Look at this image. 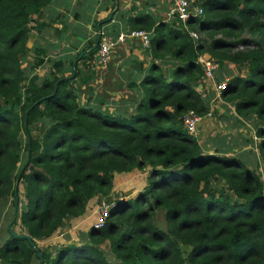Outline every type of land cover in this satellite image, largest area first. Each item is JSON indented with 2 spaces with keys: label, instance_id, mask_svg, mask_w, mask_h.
<instances>
[{
  "label": "trees",
  "instance_id": "16d2710c",
  "mask_svg": "<svg viewBox=\"0 0 264 264\" xmlns=\"http://www.w3.org/2000/svg\"><path fill=\"white\" fill-rule=\"evenodd\" d=\"M50 1L0 0V202L11 199L12 225L20 183L24 200V234L5 228L0 264H264L260 175L235 157L202 152L182 125L187 111H207L193 91L203 77L200 54L219 69H244V77L226 81L220 98L237 117L256 121L264 179V0H194L202 15L186 26L203 36L195 45L179 22L130 18L129 31L151 33L152 57H169L176 67L164 77L149 66L139 100L118 114L79 105L73 79L55 75L59 63L41 82L26 74L42 63L33 55L25 61L26 43ZM132 170H147L145 187L131 201L114 200L105 225L87 231L86 243L55 247L54 255L37 247L85 213L91 199L110 202L113 175ZM211 181L222 182L220 189ZM156 212L162 229L153 223ZM104 241L105 252L96 247Z\"/></svg>",
  "mask_w": 264,
  "mask_h": 264
},
{
  "label": "crops",
  "instance_id": "0c3cea01",
  "mask_svg": "<svg viewBox=\"0 0 264 264\" xmlns=\"http://www.w3.org/2000/svg\"><path fill=\"white\" fill-rule=\"evenodd\" d=\"M168 7V0H51L44 9L40 10L39 15L34 17L36 22H32L31 38L27 44L40 45L45 39L52 38V32L54 37L57 36V42L62 40L60 45L57 43L53 49L57 51L55 61H65L61 67V71H64L67 69L65 65L73 53L77 51L89 53L92 47H95L99 37L115 40L118 34L129 31L128 20L130 18L146 16L149 17L154 26L170 24L166 17ZM152 30L150 29L149 32H152ZM146 34L150 35L151 33ZM201 56L205 57V54ZM110 57L112 59L111 71L118 81L124 83V93L118 100L111 99V103L103 101V106L107 104L111 111L105 109L106 107H104L105 110H102L103 108L99 109L96 103L91 105L89 103L90 99H87L83 105L93 110L112 114L132 110L141 93V90L138 89V83L147 74L149 66L155 64L164 73V77H167L171 70L176 67V62L169 57L165 56L159 60L153 58L149 51V44L147 48H144L138 38L117 43L111 49ZM45 59L46 57L43 59V64L41 63L34 72L44 70ZM228 66H225V70L218 69L215 73V81L225 82L226 79L238 74L237 71L235 75H233L234 72L230 74L227 71V69L229 70ZM72 69H74V65ZM58 71L60 72L59 68ZM225 72L228 73V78H223ZM240 72L245 75L244 69ZM47 74L49 75L48 72ZM120 88H123L122 84ZM206 89H208V93L204 92ZM193 91L206 103L207 107V111L201 116L196 125L195 135L192 136L196 139L201 151L237 159L238 156L244 155L251 159L250 162H245V167L252 170L251 164L259 142L258 139L254 141L256 138L253 136L254 127L256 126L254 118L243 119L237 117L232 105L229 106L220 96L215 98L213 86L210 84L206 86L204 81L199 82L193 88ZM210 112L216 115L217 120L214 118L209 120L205 116L206 113ZM199 143L205 145V148H202ZM91 200L86 205V214L87 209L92 206Z\"/></svg>",
  "mask_w": 264,
  "mask_h": 264
},
{
  "label": "rangeland",
  "instance_id": "374dc122",
  "mask_svg": "<svg viewBox=\"0 0 264 264\" xmlns=\"http://www.w3.org/2000/svg\"><path fill=\"white\" fill-rule=\"evenodd\" d=\"M51 36H52L51 39L44 38L45 39L44 42H42L40 45L26 43V49L27 51H29V53H31V55L26 58L25 60L26 62H30L31 56L33 55L34 58L42 59V64H43L44 62L43 59L46 57L45 59L46 65L44 66L43 71H39V72L26 71V74H30L31 77L35 76L37 81L41 82V80H43L44 78L49 77L47 72L49 74L50 72L54 73V70H53L54 63H59L60 72H56V77L70 78L71 80L73 79L71 82V89L73 92H75L77 97H79V102H78L79 105L84 106L83 103H85L87 99H90L91 101L89 103H91V105L96 103V106L99 109H102V108H103L102 110L110 109V107L107 104L103 106L104 102L109 101V103H111L110 101L111 99L118 100L119 97H121L122 94L124 93V88H125L124 83H122L120 80L118 81L116 76L111 71V67H110L111 60H112L110 59L111 49H113L117 43L108 50V54L106 53L103 54L104 57L97 56L98 44L100 43V40L102 39V37H99L95 47H93L95 48V51L90 61L87 60V55L90 52L84 53L83 51L82 52L77 51L71 55V58L66 63L65 66L67 67V69L64 71H61V67L62 65H64L65 61L64 62L55 61L57 57L56 55L57 51L56 49H53V48L56 47L57 43L58 45H60L62 40L57 42L58 38L57 36L54 37V34L52 32H51ZM199 37L202 39L203 36L199 34ZM108 40L114 42L116 39L115 40L108 39ZM94 54H95V57H94ZM205 56H208V55L205 54ZM73 65H74V69H72ZM227 65H229L228 66L229 70L227 69V71H229L230 74L234 72L233 75H235L236 66L231 65V64H226V66ZM25 66L26 64L23 63L21 65V68H24ZM223 70L225 69L223 68ZM227 74L228 73L225 72L224 74L225 76L223 78L229 76ZM238 75L240 77H244V74L242 75V72H239ZM227 80L228 79H226V81ZM202 82L203 81L200 80V83ZM121 84L123 85V88H120ZM204 92L208 93L209 91L208 89H206ZM100 101L102 102L99 103ZM213 102H215V100H213ZM226 103L229 104V106H231L230 103L228 102ZM104 107L106 108L104 109ZM209 117H207L209 120L212 118L217 120V117L216 115H214L213 112L209 113ZM253 136H254V131H253ZM254 141H257V138H255ZM199 144L200 146H202V148H205V145H202V143H199ZM238 159L243 164H245V162H250L251 160L249 157H246L244 155L238 156ZM259 167H260L259 158L257 154L255 153V156H253V162L251 164V169L254 172H256L258 175H260V180L262 181V183H264V179L263 177H261ZM147 176H148L147 170H142V171L132 170L128 173L114 174L112 181H111L112 182V189L110 192L111 200L110 202L105 201L104 204L105 205H109L110 203L112 204L114 203V200L124 201V202L133 200L139 193H141V191L145 187ZM221 184L222 182H220L219 185L217 184L216 186L215 181H211L209 183V187H211L212 189L216 187L218 190L220 189ZM22 195H23V186L20 183L17 186V198L19 201L17 202V211H16L17 217L13 225H12V218H13L14 212H13V207L11 205V199L7 198L6 200L7 202H5V200L3 202H0V244L6 238L5 228L8 227V225L11 227V230L13 233L24 234L22 228L19 225V219H18L19 212L21 211L23 207V203H24ZM91 201H92V206L89 209H87V214L85 212V214L83 213L81 216L67 221L61 229L57 230L50 237V239L39 241L37 243V247L39 249H45L44 251H46L47 253H50L51 255H54L55 247L57 248L59 246H65V245L80 246L86 243L87 242L86 240L87 231H89L90 229H93L92 224L96 220L97 207H99L100 204H103L102 198H93ZM153 223L159 229H162L164 227L161 213H158V212L155 213V216L153 218ZM107 245H108L107 242L104 241L103 243L97 245L96 247L97 249H101L105 252Z\"/></svg>",
  "mask_w": 264,
  "mask_h": 264
},
{
  "label": "built area",
  "instance_id": "2783aa9c",
  "mask_svg": "<svg viewBox=\"0 0 264 264\" xmlns=\"http://www.w3.org/2000/svg\"><path fill=\"white\" fill-rule=\"evenodd\" d=\"M168 9L166 12V17L169 21L179 22L182 29L186 31L188 37L195 45L200 39L199 34L195 30H189L186 26V22L189 19H195L202 15V9L198 3L194 0H168ZM140 39L142 46L147 48L148 46V35L141 31H126L120 33L116 40L110 41L108 39L102 38L97 48V56L104 57L103 54H108V50L113 47L116 43H123L127 39ZM198 64L202 70V80L206 84L213 86V92L215 98H219L221 91L224 90L225 82L215 81V73L218 71V64L208 56H198ZM209 117V113L205 114ZM201 116L196 115L193 111H187L182 117V125L185 132L193 136L195 134L196 125L200 121ZM100 204L96 211V220L92 224L94 230H99L105 225L106 219L108 218L109 209L112 206Z\"/></svg>",
  "mask_w": 264,
  "mask_h": 264
}]
</instances>
